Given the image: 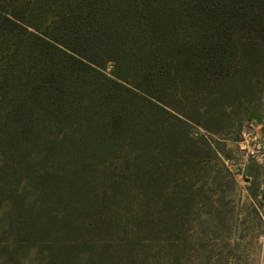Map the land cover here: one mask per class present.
I'll return each mask as SVG.
<instances>
[{
    "label": "trees",
    "instance_id": "trees-1",
    "mask_svg": "<svg viewBox=\"0 0 264 264\" xmlns=\"http://www.w3.org/2000/svg\"><path fill=\"white\" fill-rule=\"evenodd\" d=\"M254 71L264 0H0V147L30 171L157 141L167 117L216 133Z\"/></svg>",
    "mask_w": 264,
    "mask_h": 264
},
{
    "label": "rangeland",
    "instance_id": "rangeland-1",
    "mask_svg": "<svg viewBox=\"0 0 264 264\" xmlns=\"http://www.w3.org/2000/svg\"><path fill=\"white\" fill-rule=\"evenodd\" d=\"M250 85L216 133L166 115L157 141L30 171L1 146L0 264H264V71Z\"/></svg>",
    "mask_w": 264,
    "mask_h": 264
}]
</instances>
